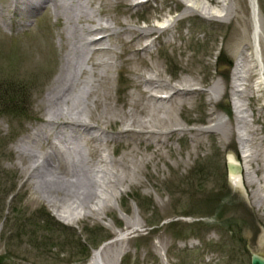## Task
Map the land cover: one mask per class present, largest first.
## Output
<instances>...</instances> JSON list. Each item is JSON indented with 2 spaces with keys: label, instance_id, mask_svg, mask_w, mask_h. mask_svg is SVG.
Here are the masks:
<instances>
[{
  "label": "rangeland",
  "instance_id": "obj_1",
  "mask_svg": "<svg viewBox=\"0 0 264 264\" xmlns=\"http://www.w3.org/2000/svg\"><path fill=\"white\" fill-rule=\"evenodd\" d=\"M136 2L140 5L134 8ZM39 3L26 9L33 12L29 15L17 12L11 0H0V264H89L93 251L101 248L103 264H250L252 253L264 257V88L257 87L255 79L247 81L248 97H235L236 102L233 91L244 85L235 84L231 76L236 62L232 25H241V9H246L247 0H232V6L240 11L232 25L221 16H199L178 0H125L104 10L119 21L131 16L132 24L139 28L170 26L161 38L141 41V45L152 43L151 56L144 54L138 59L134 56H141L139 53L129 51L119 56V71L113 68L110 75L111 101L119 98L124 105L130 103L129 95L134 91L131 69L133 64L144 67L141 62L148 63L146 67L157 62L170 84L182 78H197L199 82L190 86L194 90L192 102L172 113L169 129L174 131L167 136L160 154L154 155V147L146 148L143 141L140 154L148 158L147 164H141L139 172L127 176L112 196H106L110 206L104 214L70 222L55 216L54 208L41 196L52 195L50 190L60 187L84 190L83 151L79 150V157L72 155L79 173L71 179L72 186L58 182L49 172L40 182L28 179L36 159L25 153L18 155L17 148L20 139L44 125L47 110L43 99L60 73V52L66 42L65 30L52 7L35 11ZM257 3L264 27V0ZM213 14L220 13L215 9ZM171 39L175 43L165 45ZM104 42L91 48L109 45L108 40ZM129 57L134 63L126 61ZM99 58L107 60L105 55ZM226 80L231 87L225 89V95H209L210 87L218 83L222 89ZM74 88L70 101L84 104L82 91ZM166 91L151 93L165 97ZM237 107L244 108V113L237 114ZM236 114L253 132L248 133L246 127L242 130V124L235 121ZM81 118L91 126L93 136H102L105 130L111 140L93 157L119 160L133 147L125 144L122 130L129 129L127 123L115 121L104 126ZM209 123L213 128L218 124L219 131L224 125L233 126L235 136L230 141H221L213 133L192 138L196 130L206 129ZM74 130L76 134L79 131ZM241 133L251 139L256 151L246 159L239 149ZM195 138L198 142L192 140ZM22 143L35 153L50 151L47 143ZM228 155L241 166L243 187L230 182ZM118 170L125 174V170ZM245 171L250 175L249 183L244 180ZM89 190H95L94 186ZM103 203L94 201L90 206L97 209ZM135 225L138 228H133ZM115 231L122 235L114 242ZM117 252L119 260L115 263Z\"/></svg>",
  "mask_w": 264,
  "mask_h": 264
},
{
  "label": "bare ground",
  "instance_id": "obj_2",
  "mask_svg": "<svg viewBox=\"0 0 264 264\" xmlns=\"http://www.w3.org/2000/svg\"><path fill=\"white\" fill-rule=\"evenodd\" d=\"M39 1L35 11L51 6L53 15L56 19H60V26L65 30L66 42L65 47L60 52V73L55 81L50 84L43 99L47 118L42 127L34 128L30 135L19 140L21 144L17 146L20 151L18 155L22 156L25 153L26 157L36 159L35 166L28 172V179H35L34 182H40L43 174L49 172L58 182L70 183L74 186L71 179L77 177L79 173L77 174L75 169L76 160L73 156L79 157L81 154L79 152L83 151L82 161L85 170L81 180L84 181V190L81 192L80 190L70 191L65 187H60L50 190L54 195H42L41 197L50 207L54 208V214L60 220L70 222L75 221L77 217L102 216L110 206L109 202L106 201L107 197L113 195L115 188L126 181L127 176L139 172L138 169L141 164H147L148 158L144 154H140L142 153L140 144L144 141L146 148L154 147L152 151L154 155L160 154L161 146L165 145L168 139L167 136L174 131L169 129L172 124V113L186 103L192 102L194 90L190 86L194 81L199 82V79L182 78L176 81V84H170L162 77L163 70L158 67L157 62L153 63L152 61L148 67H146L148 63L141 62L144 67L133 64L131 69L134 74L131 83L134 91L129 95L130 103L124 105L119 101V98L111 101L108 93L110 75L113 68L116 69L115 72L119 71L116 63L119 56L127 51L134 54L139 53L138 55L141 56H134L138 59L144 58V54L150 55L152 43L141 45V41L151 37L161 38L162 35L168 33L170 26L148 25V27L139 28L132 24L131 16L125 21H119L114 15L111 16L104 11L112 6V3H125V0H115V2L114 0L112 2L111 0H11L12 5L18 9L17 12H25L29 15L33 12L26 9ZM178 1L187 3L186 8L199 16H221L228 19L230 25L234 24L237 14L240 12L232 6V0ZM132 5L135 8L140 5V2ZM2 9L3 6L0 7V16ZM215 9L220 13L219 15L213 14ZM241 12L243 13L241 25L237 28L232 25L233 36L236 38V62L231 76L235 84L240 82L241 85H244L243 89L233 91L236 102L235 97L238 99L248 97L249 85L245 82L255 79V85L264 88V27L257 0H247V7L246 9L242 8ZM111 24L120 26L122 30L117 31ZM102 33L104 35H101ZM45 37L46 35H44ZM105 39L109 41V45L106 47L91 48L92 45L105 44ZM174 41L175 39L167 40L165 45L173 44ZM51 51L53 52V48ZM101 55H105L107 60L100 59ZM80 58L82 59L80 60ZM126 61L134 63L132 57L127 58ZM142 69H145L144 72L146 73L142 72ZM71 72H75L73 76ZM227 80L222 81V89L218 83L210 87L209 95L215 96V98L225 95V89L231 87ZM74 87L82 91L80 100L84 101V104L82 102L77 103L76 100L70 101ZM151 91L158 93L166 91L167 95L158 97ZM209 102L212 103V97ZM244 111V108L237 107V114L244 113ZM83 112L87 114H82ZM237 114L235 121L242 124V130L245 131L244 127H246L248 133L253 132L243 117ZM82 116L95 120L98 125L104 126L115 121L127 123L129 129L122 130V132L125 134V144L129 148L130 144H133V147L124 158L119 160H111L102 155L93 157L100 150H104L111 140L107 137L105 130H102V136H93L91 126L82 122ZM66 126L70 127V130L62 131L61 128ZM75 128L79 129L77 134L80 138L77 137ZM205 128L196 130L192 138L202 133H213L221 141H225L223 138L230 141L235 136L233 126L226 127L224 125L223 129L219 131L218 124L213 128V125L209 123ZM51 138H54L55 141H51ZM77 139L82 140V142H74ZM192 140L198 142L197 138ZM23 141L26 142L25 144L32 143L31 145L36 144L38 146L47 143L50 151L43 153L36 151L35 153L29 148V145L25 147ZM90 141L95 144H89ZM239 145L243 159H246L250 155L249 153H256L251 147V139L246 134L241 133ZM139 154L140 158H137ZM228 162L232 184L235 187H243L244 182L241 173L237 174L241 166L233 155H228ZM118 168L125 170V174L119 173ZM244 170H246L245 167ZM244 175L245 182L249 183V173L245 171ZM91 185L94 186L95 190H89ZM94 201L98 204L104 202L103 206L97 209L91 208L90 204ZM133 228L138 227L135 225ZM114 234L116 237L113 241L115 242L122 233L115 231ZM101 257L102 248L95 249L89 264H103ZM113 260L115 263L119 260L118 252Z\"/></svg>",
  "mask_w": 264,
  "mask_h": 264
},
{
  "label": "water",
  "instance_id": "obj_3",
  "mask_svg": "<svg viewBox=\"0 0 264 264\" xmlns=\"http://www.w3.org/2000/svg\"><path fill=\"white\" fill-rule=\"evenodd\" d=\"M227 168H228L229 179H230L231 171L229 168L228 158H227ZM240 172H241V169L237 171V174L238 173L240 174ZM230 182H231V179H230ZM250 264H264V257L256 253H252L250 255Z\"/></svg>",
  "mask_w": 264,
  "mask_h": 264
}]
</instances>
